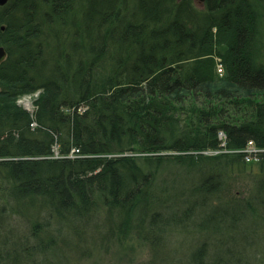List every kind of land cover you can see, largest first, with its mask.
<instances>
[{"label":"trees","instance_id":"1","mask_svg":"<svg viewBox=\"0 0 264 264\" xmlns=\"http://www.w3.org/2000/svg\"><path fill=\"white\" fill-rule=\"evenodd\" d=\"M192 1L0 6V45L9 54L0 65V190L26 212L32 235L55 215L85 218L100 205L117 207L119 218L128 207L119 221L126 228L129 213L148 208L166 161L187 168L210 162L212 172L195 189L207 193L219 187L222 171L246 167L248 141L264 170V0H205L204 11ZM37 91L32 114L17 104ZM54 143L61 157L51 156ZM74 148L81 157H67ZM217 149L225 151L200 154ZM261 194L244 208L264 212ZM221 208L205 218L213 230L225 216L232 227L242 219L229 212L233 206ZM203 250L192 259L202 262Z\"/></svg>","mask_w":264,"mask_h":264},{"label":"rangeland","instance_id":"2","mask_svg":"<svg viewBox=\"0 0 264 264\" xmlns=\"http://www.w3.org/2000/svg\"><path fill=\"white\" fill-rule=\"evenodd\" d=\"M14 1L7 0L0 6ZM125 1L129 5L134 2ZM192 2L199 10L207 7L205 0ZM79 10L80 4H77V17ZM258 29L264 41L263 24L258 25ZM215 60L219 61V57L215 56ZM216 72L223 75L224 65H217ZM39 92L19 97L17 104L32 114ZM219 138L224 140V135ZM58 147L55 145L52 149V157H61ZM223 151L205 150L200 154L212 156ZM246 151L249 153L245 158L246 167L222 171L217 182L219 187L209 193L195 189L201 179L212 172L210 162L187 168L178 162L166 161L153 179L148 208L142 204L129 213L132 221L125 224L126 228H122L119 221L126 219L128 207L123 208L119 218L117 207L100 205L85 218L67 214V218L61 219L55 215L39 236L32 235V224L26 212L13 205L7 192L0 190V264H264L263 209L255 205L244 208L250 195L262 191L264 198V184L260 182L264 179V170L259 168L254 155L258 150L254 145H248ZM70 153L67 157L72 158ZM175 154L178 152L170 151V155ZM187 154L196 156L197 153ZM120 155L123 154H113L114 157ZM217 206L220 211L223 206H233L229 212L241 214L242 219L232 227L231 216H225L221 230H213L204 221ZM153 211L158 214L150 220ZM42 215L46 214L42 212ZM48 236L55 244L45 249L38 247V242L43 240L44 244ZM19 242L24 243V247ZM198 248L204 249L200 263L192 259Z\"/></svg>","mask_w":264,"mask_h":264},{"label":"bare ground","instance_id":"3","mask_svg":"<svg viewBox=\"0 0 264 264\" xmlns=\"http://www.w3.org/2000/svg\"><path fill=\"white\" fill-rule=\"evenodd\" d=\"M0 46H2V45H0ZM2 47L4 48V46H2ZM4 50H5V48H4ZM8 55H9L8 52L5 50L4 54H3L2 56H0V65H1L3 62H5V61L7 60ZM217 65H218V66H223L221 63H217ZM221 134L224 135L222 132H220L219 135H221ZM252 144H253L252 141H248L247 146H246V148H245L244 150H245V151L248 150V145H252ZM55 145L57 146L58 144L54 143V144L52 145V146H53L52 149L54 148ZM253 145H254V144H253ZM70 152L73 154L72 156H73L74 158L81 157V154H79V151H78L77 149H75V148L72 149ZM70 152H69V153H70ZM234 152H237V151H234ZM71 153H70V154H71ZM109 156H113V155H109ZM73 157H72V158H73Z\"/></svg>","mask_w":264,"mask_h":264},{"label":"water","instance_id":"4","mask_svg":"<svg viewBox=\"0 0 264 264\" xmlns=\"http://www.w3.org/2000/svg\"><path fill=\"white\" fill-rule=\"evenodd\" d=\"M7 0H0V4H4ZM5 50L2 46H0V56L4 54Z\"/></svg>","mask_w":264,"mask_h":264},{"label":"built area","instance_id":"5","mask_svg":"<svg viewBox=\"0 0 264 264\" xmlns=\"http://www.w3.org/2000/svg\"><path fill=\"white\" fill-rule=\"evenodd\" d=\"M219 67V66H218Z\"/></svg>","mask_w":264,"mask_h":264}]
</instances>
